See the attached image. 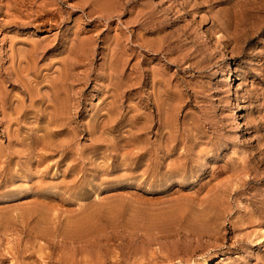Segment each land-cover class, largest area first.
Segmentation results:
<instances>
[{
    "label": "rangeland",
    "instance_id": "1",
    "mask_svg": "<svg viewBox=\"0 0 264 264\" xmlns=\"http://www.w3.org/2000/svg\"><path fill=\"white\" fill-rule=\"evenodd\" d=\"M0 264H264V0H0Z\"/></svg>",
    "mask_w": 264,
    "mask_h": 264
},
{
    "label": "bare ground",
    "instance_id": "2",
    "mask_svg": "<svg viewBox=\"0 0 264 264\" xmlns=\"http://www.w3.org/2000/svg\"><path fill=\"white\" fill-rule=\"evenodd\" d=\"M117 81V80H116ZM67 86V85H66ZM235 101V100H234ZM238 101V100H237ZM237 103V102H236ZM239 103V102H238ZM243 103V102H242ZM236 106V105H235ZM238 107V106H237ZM69 110H70V108H69ZM237 117H238V115H237ZM240 120V119H239ZM239 124V123H238ZM207 262V261H206Z\"/></svg>",
    "mask_w": 264,
    "mask_h": 264
}]
</instances>
